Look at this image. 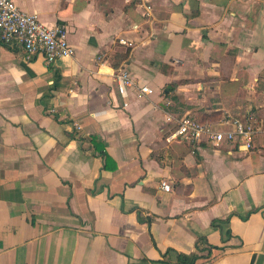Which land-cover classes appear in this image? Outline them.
Here are the masks:
<instances>
[{
	"label": "crops",
	"instance_id": "0c3cea01",
	"mask_svg": "<svg viewBox=\"0 0 264 264\" xmlns=\"http://www.w3.org/2000/svg\"><path fill=\"white\" fill-rule=\"evenodd\" d=\"M14 1L65 25L75 55L0 41V264H264V0ZM250 113L251 150L167 138L186 115Z\"/></svg>",
	"mask_w": 264,
	"mask_h": 264
},
{
	"label": "built area",
	"instance_id": "2783aa9c",
	"mask_svg": "<svg viewBox=\"0 0 264 264\" xmlns=\"http://www.w3.org/2000/svg\"><path fill=\"white\" fill-rule=\"evenodd\" d=\"M0 41L10 46L21 47L27 60L43 54L49 65L58 59L75 55V49L68 41L65 25L48 26L36 14L22 10L14 0H0ZM120 42L132 44L127 38H120ZM116 76L118 89L125 97L128 88L136 85L135 81L127 69L121 70ZM139 88L141 92L147 94L153 92L152 88L146 85ZM257 130L254 113H250L246 121L235 120L232 129L207 124L186 115L180 118L167 138L182 139L192 143L204 142L215 147L228 143L243 150H251ZM162 187L168 191L171 189V184L162 182Z\"/></svg>",
	"mask_w": 264,
	"mask_h": 264
},
{
	"label": "trees",
	"instance_id": "16d2710c",
	"mask_svg": "<svg viewBox=\"0 0 264 264\" xmlns=\"http://www.w3.org/2000/svg\"><path fill=\"white\" fill-rule=\"evenodd\" d=\"M194 117V116H193ZM196 118V117H195ZM73 134H71L72 136ZM92 142L95 145V147H98V143H97V138L96 137H92ZM103 156H105L107 159L109 158V154L103 149L100 152ZM260 209V208H259ZM136 210L138 211V216H139V220L141 221H145L147 222L149 225H151L152 223V217L151 216H146L145 218H143L142 215V209L141 208H136ZM228 219H214L212 221V225L215 227L220 228L222 236H223V240L228 239L231 236V229L229 228V226L227 225L228 223ZM200 243H208L207 239L203 236L199 237L197 239L196 242V247L197 249L200 248ZM217 248V246L214 245H209L208 247V254H211L212 249ZM164 259L161 261H157L155 263H170V262H176V263H180V264H196L198 259H200L201 257H203V254H199L197 252L194 253H183V252H175L173 253L172 250H167L164 254H163Z\"/></svg>",
	"mask_w": 264,
	"mask_h": 264
}]
</instances>
